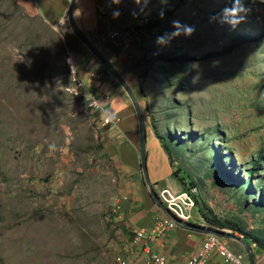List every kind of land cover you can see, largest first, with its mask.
<instances>
[{"label": "rangeland", "instance_id": "obj_1", "mask_svg": "<svg viewBox=\"0 0 264 264\" xmlns=\"http://www.w3.org/2000/svg\"><path fill=\"white\" fill-rule=\"evenodd\" d=\"M54 1L0 0V264L111 261L109 209L128 175L101 138L100 114L82 101L80 63L95 57L68 25V0L57 20L42 14ZM78 1L86 35L130 86L148 128L170 141L194 187V222L264 241V0H244L250 11L235 29L219 19L226 0H104L103 13L98 1L94 11ZM173 20L196 31L158 47ZM109 27L135 29L131 47L102 38Z\"/></svg>", "mask_w": 264, "mask_h": 264}, {"label": "crops", "instance_id": "obj_2", "mask_svg": "<svg viewBox=\"0 0 264 264\" xmlns=\"http://www.w3.org/2000/svg\"><path fill=\"white\" fill-rule=\"evenodd\" d=\"M95 1H98L96 2L97 7L101 6L98 10L103 13L105 9L104 0H92L93 7L90 6L92 11L95 9ZM54 2V5H51L49 2L45 6L43 5L44 3L40 4L42 9H48L44 12L42 11V14L48 21L57 20L61 7L64 8V0H55ZM78 3L82 6L83 2L80 0ZM73 8V20L83 29ZM101 13L97 14L98 19L104 20L105 17ZM100 50L103 54L107 55L104 52V48L102 49L101 47ZM105 50L112 53L109 47ZM84 56L82 54L81 57ZM88 58L85 62L80 63L83 66L80 65L79 69L81 75H88V81L85 83L86 88H84L87 90L86 92L97 100L99 113L111 115L110 117L113 121V124L100 125L101 138L104 143H111L112 148H116L118 153L115 158L121 165L120 171L128 175L123 186L119 188L120 194L117 195L118 198H123L124 196L126 198L119 201L120 211L117 216L114 217L113 215L109 219V225L114 232V236L108 241L109 249L112 251L111 261L108 264H114V257L118 255L137 261L143 259L147 255L148 250L153 249L165 255L168 263L178 262L199 247L201 240L205 237V233L197 232L178 223L171 227L165 226L161 233L151 232L154 226L163 225L167 221L168 215L161 211L152 200L142 178L138 160L139 150L135 111L132 109L130 102L128 103L125 95L120 93L117 83L112 81L107 71L101 67L98 61L92 60V57ZM79 62L81 60H78ZM97 109L95 110L96 115L99 114ZM144 146L146 150V158H144L146 175L154 191L167 187L173 192H179L188 184L181 183L179 177L184 175L180 171H177L176 174L173 173V170L176 168L174 159L170 160L169 154L162 149L157 137L146 125V119ZM191 220L194 222L193 216ZM197 224H203L202 218L197 220ZM135 229H143L153 235L145 240L146 245L142 249L130 242L133 230ZM227 243L232 250L236 252L242 251L240 244L235 239H229ZM248 244L254 263L264 264V249L257 246L254 242H248ZM205 264H220V257L212 253L205 261ZM244 264H248L247 261Z\"/></svg>", "mask_w": 264, "mask_h": 264}, {"label": "built area", "instance_id": "obj_3", "mask_svg": "<svg viewBox=\"0 0 264 264\" xmlns=\"http://www.w3.org/2000/svg\"><path fill=\"white\" fill-rule=\"evenodd\" d=\"M137 31L133 28L120 30L117 27H109L102 38H106L110 43L116 44L119 47L129 48L132 45V36L136 35ZM115 46V45H114ZM82 101L84 105L90 109L96 110L98 108L97 100L85 90L82 92ZM100 110L97 109L99 113ZM100 114V113H99ZM111 115L100 114L97 117L98 126L103 124H113ZM194 187L186 184L179 192H173L169 188L164 187L157 190L158 200L176 217L190 221L192 215L190 208L193 207V191ZM126 198L117 197L115 202L112 203L110 208V216H117L120 211L119 201ZM192 221V220H191ZM177 222L168 216L167 221L163 225L154 226L152 231L155 233H161L164 227H171ZM148 234V235H147ZM150 235V236H149ZM153 236L151 233L144 231L143 229L133 230L130 242L134 245H138L139 248H143L146 245L145 240ZM225 237L219 236L214 233L205 232V237L201 240L199 247L191 254L187 255L182 260L172 264H205V261L210 254H216L220 257V264H244L245 256L241 252L232 250L227 243ZM114 264H170L168 263L165 255L154 251L148 250L147 255L143 259L137 261L131 260L122 256H115L113 260Z\"/></svg>", "mask_w": 264, "mask_h": 264}, {"label": "water", "instance_id": "obj_4", "mask_svg": "<svg viewBox=\"0 0 264 264\" xmlns=\"http://www.w3.org/2000/svg\"><path fill=\"white\" fill-rule=\"evenodd\" d=\"M75 0H68L66 8H65V17L68 21L69 27H71L72 31L74 32V35L77 37V39L84 44L86 49L95 57L96 60H98L105 68H107L114 76V78L117 80V83L124 89L127 97L130 100L132 109H134L136 114V122H137V140H138V150H139V167L141 170L142 178L144 183L146 184L148 191L152 197V200L155 202V204L159 207V209L163 212H165L170 218L175 220L178 224L194 229L197 232H210L217 234L219 236L229 238V239H235L236 242H238L242 248V251L245 256V260L248 264H255L252 252L250 250V246L248 244V240H246L242 235L236 234V232H233L231 230H225L223 228H220L218 226L214 225H202V224H196V222L182 220L176 216H174L158 199V195L156 191L153 190L150 182L148 181L147 175H146V169H145V159L146 158V150H145V115L140 109V106L138 105V101L136 100L130 86L128 83L122 78L116 68L110 63V61L101 53V51L94 45V43L90 40V38L86 35V32L81 29L78 24L73 20L72 17V7L74 5Z\"/></svg>", "mask_w": 264, "mask_h": 264}, {"label": "clouds", "instance_id": "obj_5", "mask_svg": "<svg viewBox=\"0 0 264 264\" xmlns=\"http://www.w3.org/2000/svg\"><path fill=\"white\" fill-rule=\"evenodd\" d=\"M121 0H113V3H120ZM136 3L140 4L142 0H135ZM147 3V0H143ZM250 9L246 7L244 0H226V7L221 10L220 22L230 25L233 29L237 28L241 23H243L248 15ZM120 15L119 10L113 12V18H118ZM161 17L164 13H160ZM216 19V17H213ZM172 30L170 32H165L162 35H158L155 39V43L160 48H166L171 45L174 39L181 36L191 37L196 29L187 24H183L180 20H173L171 22Z\"/></svg>", "mask_w": 264, "mask_h": 264}, {"label": "trees", "instance_id": "obj_6", "mask_svg": "<svg viewBox=\"0 0 264 264\" xmlns=\"http://www.w3.org/2000/svg\"><path fill=\"white\" fill-rule=\"evenodd\" d=\"M153 132H154V135L157 137V140L160 143L162 149L169 154L170 160L171 159L173 160L174 157L172 156L171 152L167 148L168 146H171L170 145V141L163 140V137L160 136L155 129L153 130ZM176 145H177V143L174 146H176ZM214 156H216L215 151H214V155L212 156L211 162H214L215 161L216 157H214ZM177 171H178V169H177V166H176V168L173 170V173L176 174ZM179 179H180L181 183H183V184L184 183H188V179L186 178V176L179 177ZM223 180L226 182L225 179H223ZM224 181H220V182H224ZM209 224L214 225V226H218V227L224 226L222 224L214 223V222H209ZM229 227H230L229 228L230 230L235 231L238 234H241L249 242H254L257 246H259L260 248L264 249V241L263 240H261L259 238H254L253 239V238H251L248 235H244L243 233H241V231L239 229H237V227H233L231 225H229Z\"/></svg>", "mask_w": 264, "mask_h": 264}]
</instances>
